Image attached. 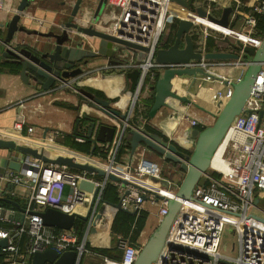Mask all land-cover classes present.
<instances>
[{"label": "built area", "instance_id": "1", "mask_svg": "<svg viewBox=\"0 0 264 264\" xmlns=\"http://www.w3.org/2000/svg\"><path fill=\"white\" fill-rule=\"evenodd\" d=\"M6 4V0H0V10L5 9ZM173 6L172 0H107L110 23L104 30L114 36L148 47L143 63L137 64L135 60L130 59L118 63L107 61L102 66H91L83 74L59 83L56 89L76 90L79 80L91 74L127 72L138 67L143 68V73L153 79L156 74L154 68L202 67L208 72H214L220 67L231 66L245 69L248 66L250 60L243 58L208 60L203 57L201 60L192 59L188 63L156 62L154 56L157 48L161 47L162 36L167 26L176 17ZM262 13H264V0L255 4L251 13L238 18L235 27L230 25L223 27L208 17H200L202 20L209 19L221 26L222 29H219L200 21V18L199 20L194 18L196 24L192 36L196 50L203 55L208 52L207 38L213 35L217 38L221 36L222 39L232 37L244 44L259 46L262 37L257 35L256 24L257 14ZM83 37L89 39L88 36ZM89 40L85 42L86 48L97 50L96 44ZM229 43L231 48L238 47L237 43L231 41ZM240 50L238 54L244 53L242 48ZM236 80L235 78L228 80L227 88L230 92L231 84ZM145 86L147 85H144V88ZM140 95L141 92H137L132 98L125 119L111 118V123L116 126L112 142L97 144L108 150L107 158L58 144L56 140L61 135L58 131L46 133L45 136L38 138L39 142L34 145L50 156H70L76 163L96 166L106 170L108 174L102 176L96 171L90 173L86 170L72 169L66 165L47 163L29 155L22 161L20 171L0 172V196H6L8 189L12 186L25 184L29 187L23 222L15 220L14 225L0 226V239L8 238V245L0 249V254L5 255L0 264H31L35 253L47 249H54L60 254L68 250H76L79 253L76 264H81L84 255L97 252L88 245V238L93 227L107 231L111 238H114L113 248L120 253V258L116 260L97 252L104 264H134L143 241L139 240L140 244H138L130 237L113 234L111 220L114 219L108 221L106 214L100 211L101 206L115 208L103 199L107 185L113 183L117 187L119 202L124 210L137 213L143 209L146 200L159 203L158 222H160L168 213V199L175 197L182 180L178 181L174 176H165L162 164L148 158L143 152L136 163L130 161L124 165L125 172L128 176L150 178L156 184L158 183L157 188L146 190L133 182L125 185L109 177V173L121 176L115 168L118 164H122L118 160V152L128 130H140L143 127L131 122L134 109L140 101ZM190 106L192 105L185 104L187 109ZM263 110L264 65L256 77L244 111L236 117L221 143L224 144L222 155L228 169L221 170L211 164L210 169L204 174V183L196 185L192 197L183 201L167 233L164 248L153 264H264V209L255 202L256 198L264 193V113L262 116L260 114ZM183 117L189 119L191 126L201 125L198 119L190 117L189 110H186ZM14 128L22 131L24 122H17ZM27 132V135L19 134V136L33 141L35 127L28 126ZM0 137L16 141L18 139L11 131L4 129H0ZM77 140L83 141L84 137L79 136ZM53 149L67 153L58 152L53 155L51 153ZM81 180L89 181L98 188L95 199H93V193H88L79 187ZM48 206L66 213L87 215V225L82 239H79L75 226L71 229L47 226L40 215L33 213ZM1 208L2 206H0L1 220L9 221V215H16L14 209L7 210L4 215H1ZM99 214L100 218L95 224ZM225 226L231 227L233 233L237 235L239 245L238 254L235 256L223 253L220 249L221 234Z\"/></svg>", "mask_w": 264, "mask_h": 264}, {"label": "water", "instance_id": "2", "mask_svg": "<svg viewBox=\"0 0 264 264\" xmlns=\"http://www.w3.org/2000/svg\"><path fill=\"white\" fill-rule=\"evenodd\" d=\"M172 1L178 3L183 9H189L188 12L192 16L191 18L179 17L174 41L167 47L157 48L154 56L156 62L161 64L188 63L192 59L201 60L203 57L208 60H239L243 58L241 54L236 52L222 50L208 51L203 55L202 52L196 50L195 40L192 36L196 24L195 15L208 17L223 27H229L233 11L231 6L225 7L222 15L216 17L201 6L197 7L196 10H192L190 8L191 0ZM30 2L31 0H21L13 17L6 23H0V63L6 61L18 64L20 67L18 74L25 83H34L36 88L49 90L59 82H65L70 78L83 74L86 69L91 67L94 60L100 56L110 59L111 63L128 61L130 56H134L137 64L143 63L148 47L114 36L99 26L100 17L107 5V0H98L93 18L82 21L77 19L84 0H75L68 21L64 24L61 32L54 30L41 32L38 29L28 28L24 24L23 15ZM87 20L89 21L86 23ZM19 32L40 35L51 39V41L47 45L30 47L24 40L17 38ZM82 36L91 38L96 44L97 50L86 48L84 41L80 38ZM237 46L244 50V56L250 57V63L244 69L240 78L232 82L229 97L218 102L217 111L212 113L214 121L203 129L194 128L193 136L196 140L191 153H186L175 142H170L162 135L145 127L140 130H128L125 136V140L130 143L132 155L138 147L146 146L160 154L166 161L171 164L176 163L184 170V176L175 197L168 199V213L147 237L134 264H153L158 260L166 243L167 233L172 221L178 214L183 201L192 197L196 185L204 183V174L210 169L212 159L226 132L236 117L244 111L247 100L253 91L256 77L264 65V35L259 46L244 44L240 41H237ZM154 69L158 78L153 80V83L149 86L150 96L153 98L149 108L150 118L156 117L162 108L168 107L170 99L206 110L190 96V91L199 76H209L228 82L226 78L208 72L202 67ZM143 72V68L138 67L119 75L104 76L103 82L87 78L77 83L78 90L84 98L79 110V119L85 116L89 120L86 137L94 142V149L98 143L112 142L116 126L107 122L106 118L125 119L131 104L129 101L126 106L122 107L119 103H115L116 100L114 99L117 98L114 97H119V94L125 89L132 98L135 97L137 92L142 91L144 85L147 84V77H149ZM185 76L191 77V82L187 94H181L175 87L174 81ZM116 85H118L117 90H112L113 92H109V95L99 96L95 92L96 90L99 91L100 88L110 90L111 87ZM86 107L95 108L99 111V114H89L86 112ZM263 113L264 110L260 113L261 116ZM78 127L79 121L73 132L70 133L79 134ZM0 148L12 151L8 163L9 170L20 171L22 161L29 155L47 163L66 165L69 168L86 170L90 173L96 171L102 176L108 174L106 170L96 166L76 163L70 156H50L43 149L17 142L14 139L0 137ZM91 154H93V151ZM109 177L111 180L122 182L125 185L132 183L129 179L114 173H109ZM79 187L88 193H93V199H95L98 188L93 183L81 180ZM158 198L163 197L158 196ZM263 199L264 193L256 198V204H260ZM0 201H6L16 208V215H9V218L23 222L25 209L19 202L6 196H0ZM112 205L115 206L114 209H109L108 206H101L100 208V211L106 214L108 221L114 219L118 210H124L120 202ZM1 210V215H4L6 209L1 208ZM127 211L135 213V211ZM33 213L40 215L45 225L60 229L73 228L77 219L88 220L87 215L66 213L51 206L43 210L33 211ZM99 218L100 214L97 216L95 224ZM111 221L113 222V220ZM7 245L8 238H1L0 249ZM88 245L100 249L111 248V235L107 231L93 227L88 238ZM78 259L79 253L76 250H68L60 254L54 249H47L35 253L31 264H76Z\"/></svg>", "mask_w": 264, "mask_h": 264}, {"label": "crops", "instance_id": "3", "mask_svg": "<svg viewBox=\"0 0 264 264\" xmlns=\"http://www.w3.org/2000/svg\"><path fill=\"white\" fill-rule=\"evenodd\" d=\"M261 0H191L190 8L192 10H196L197 7L201 6L206 9L209 13L216 17H220L223 13V9L225 7L231 6L233 11L230 17V26L235 27L237 24V19L243 17L252 12V8L255 4L259 3ZM21 0H6V7L3 10H0V23L8 22L13 15L15 14L18 5ZM98 0H84L82 7L79 12L78 21H82L84 19L93 18ZM71 0H31L30 5L27 7L23 20L24 24L30 29H38L41 32H47L50 30H54L56 32H61L64 27V24L68 21L70 16V11L72 8ZM174 6L176 8H182L178 3L174 2ZM192 6V7H191ZM107 5L100 17V23L103 22L104 15L109 14V10H107ZM188 12L189 9H183ZM188 18H191V14L188 12ZM198 16V15H197ZM179 17H184L176 12V17L171 22L170 30L164 35V37L169 38L172 36V42L175 39L176 27L178 24ZM200 17V16H198ZM108 19V18H107ZM193 19V18H192ZM175 24L174 30L173 25ZM222 29V28H219ZM258 35V33H257ZM263 37V35H258ZM218 44V50L222 51H231L236 53L241 52L240 47L231 48L229 40L226 38L222 39L220 37L211 36ZM17 38L19 40H24L26 44L30 47H40L41 45H47L51 39L44 38L40 35L36 34H26L23 32H19L17 34ZM85 42L89 40L92 42L91 38L80 37ZM163 39V38H162ZM97 41V40H96ZM171 44V43H170ZM162 47V42H161ZM214 51V50H213ZM1 53V49H0ZM243 59L250 60V58H245L244 53H241ZM130 60H134V56H130ZM107 61L110 62V59L100 56L96 60H94L93 66H102ZM4 62V61H2ZM1 62V63H2ZM0 63V64H1ZM3 65L0 68V129L9 130L14 134L15 138L18 142L26 144V145H36L41 136H45V134H50L54 131H58L61 133L57 138V143L62 144L60 140H62L64 134H70L75 128V122L77 116H79V112L77 110L65 107L60 105L59 103H69L74 106H78V104L84 100L82 98L78 87L76 85V90L67 88V89H56L58 87L57 83L49 90H43L36 88L34 83L27 84L25 83L18 73H13L9 71L7 68L2 69ZM221 74L223 77L225 76L227 80L231 78H235V80L241 76L244 72V68H236L231 66L220 67ZM122 72H105L98 73L93 76H89L91 80H95L98 82L104 81V76L108 75H119ZM185 76L174 81L175 87L181 94H187V88L185 87L191 81V77ZM84 78V79H87ZM83 80V79H82ZM218 80V79H217ZM224 83V87L227 88V83L219 80ZM183 85H181V84ZM177 84V85H176ZM179 85V87H178ZM197 86V85H196ZM112 88V89H111ZM110 90L98 89L104 96L109 92H113L112 90H117L118 85L111 87ZM202 90V89H201ZM200 89L195 90L192 96V99L197 102L200 106L206 108L203 110L202 108H198L196 106H190L189 109L185 107V104H181L175 99L169 100V106L162 108L161 111L158 112L156 117L148 118L141 115L139 118L140 125L143 127L144 124L148 121L154 128L159 130L163 137L170 142H175L181 147V149L192 150L195 144V137L193 136V130L197 126H191L189 119L183 117L186 113V110H189L190 117L198 119L200 124L203 126L210 125L214 121L213 112H216L218 107H214L213 101L211 98L206 97V89L201 91ZM109 95V94H108ZM151 90L150 88L146 90V94L143 95L142 99V110H148V103H144L147 99L151 98ZM117 98V99H114ZM111 98L112 100H116L115 103H119L122 107L126 106V104L132 100V96L127 93L126 89L119 94V97ZM131 98V99H130ZM82 99V100H81ZM186 109V110H185ZM91 109L86 107V112L91 114ZM94 115L99 114V111L94 110ZM107 122H112L111 118H106ZM17 122H24V129L19 131L14 128V125ZM200 125V126H201ZM28 126L35 127V139L33 141L27 140L23 137H20L19 134L27 135ZM131 149V148H130ZM151 150L146 146H140L136 150V152L132 155L131 150L125 155L123 158L122 164H118L115 168V171L119 173L121 176L126 175V178L130 179L136 185H139L141 188L146 190H153L158 187V183L154 182L150 178H140L137 176H128L126 174V170L124 169V165L128 164L130 161L136 163L139 159L142 152L147 156ZM12 151L6 148H0V172H5L9 170V160ZM162 166L164 168V175L172 177L174 176L178 181H180L184 172L181 170L180 166H174L170 162L166 161L163 157ZM168 163V164H167ZM29 187L28 185L22 184L18 186H12L8 189L6 193V197H9L22 206V202L26 203V196L28 194ZM260 191V190H258ZM159 203H152L149 201H145L143 204V209L149 212L148 220L144 230L141 233L140 240H144L147 238V235L150 233L151 229L154 227V223L159 221L158 218V209ZM24 207V206H22ZM4 208V207H2ZM7 210H11L10 208ZM16 210V208L14 209ZM13 219L10 218L9 221L1 220L0 222L9 223L14 225ZM8 225V226H11ZM93 248V247H92ZM118 250H114L112 253L117 255ZM103 260L97 252L84 255L81 260V264H102Z\"/></svg>", "mask_w": 264, "mask_h": 264}, {"label": "trees", "instance_id": "4", "mask_svg": "<svg viewBox=\"0 0 264 264\" xmlns=\"http://www.w3.org/2000/svg\"><path fill=\"white\" fill-rule=\"evenodd\" d=\"M192 7V6H191ZM175 28V24L173 25V30ZM256 30L258 35H264V13L262 14H257V24H256ZM170 43H172V36H169V38L163 37L162 39V47H167L168 45H170ZM206 46L207 49L209 51H213V50H218L220 49L217 42L211 37L209 36L207 38V42H206ZM11 59L13 57H10ZM2 69L7 68L9 71L13 72V73H19V65L13 62H2L0 64V68L1 66ZM151 76L148 77V82L152 81ZM158 78V75L156 74L153 77V80H156ZM150 79V80H149ZM153 83V81L151 82ZM97 95L99 96H103V94L100 91H95ZM153 98H149L146 101H144V103L146 104V102L149 104L148 107L150 106V104L152 103ZM142 102L143 100H140L138 102V104L136 105L135 109H134V113L133 116L131 118V122L133 124H139V118L141 115L145 116L148 118V121L150 119L149 116V108L148 110L143 111L142 110ZM62 106L77 110L79 112L80 110V105L79 106H74L72 104L69 103H59ZM79 121V127H78V132L79 134H64L62 140H60V142L62 143V145L67 146L69 148H73L75 150L81 151V152H85V153H92L94 155H100L103 158H107V152L108 150L99 146H96V148L94 149V142L86 137V133H87V129H88V124H89V120L84 116L82 118L79 119V116H77L76 118V122H75V126L77 125ZM146 122L144 124L145 128H147L148 130L158 133L160 135L161 132L159 130H157L156 128H154L149 122ZM206 126H198L199 129H203ZM84 137L83 141H79L77 140V137ZM163 136V135H162ZM131 146L130 143L128 142V140H125L124 143L121 145L119 152H118V160L122 161L123 158L125 157V155L129 152ZM181 149V147H180ZM183 151H185L186 153H191V150H185V149H181ZM174 166H177L178 164L176 163H172ZM181 168V167H180ZM181 170H183L181 168ZM184 172V170H183ZM103 199L106 202L112 203V204H116L119 202V193L117 191V187L113 184V183H109L104 191L103 194ZM21 202V201H19ZM22 206H25V203L22 202L21 203ZM0 206L7 208V209H15L14 206H12L10 203L6 202V201H0ZM148 216H149V212L142 209L137 213H130L127 210H118L113 223H112V232L113 234H122L125 237H130L131 240L133 242L138 243L140 240V236L142 231L144 230L147 220H148ZM11 225L9 223H3L0 222V226H8ZM87 225V221L83 220V219H77L76 224H75V229L78 233L79 239L81 240L85 231ZM114 239V238H113ZM140 244V243H138ZM94 251L99 252L102 255L105 256H109L112 257L116 260H118L120 258V253L117 252V255H114L112 252L115 250V248H108V249H100V248H93ZM5 255L4 254H0V261L4 260Z\"/></svg>", "mask_w": 264, "mask_h": 264}, {"label": "rangeland", "instance_id": "5", "mask_svg": "<svg viewBox=\"0 0 264 264\" xmlns=\"http://www.w3.org/2000/svg\"><path fill=\"white\" fill-rule=\"evenodd\" d=\"M71 1H72V4L71 5L73 6V3H74L75 0H71ZM103 19H105V20L100 23V26L104 29V28L107 27V25L110 23V21H109V17H107V14L104 15ZM171 25L172 24H169L167 26V29L165 31V34L170 30ZM214 34H216V32H214ZM227 40H229V41H231V42H233L235 44L237 43V40L235 38H232V37L227 38ZM245 58L248 59L250 57L245 56ZM106 60H107V58H106ZM215 70H214L215 72H211V73H213L215 75L220 74L221 69L220 70L215 69ZM93 75H96V74H91L90 76H93ZM221 75L223 77V74H221ZM218 76H220V75H218ZM85 78H87V77H85ZM223 78H226V77L224 76ZM217 79L218 78H212V77H209V76H203V75L202 76H199L198 79H197V81L194 83V86L192 87L190 93H192V96H193V93H194L195 90H198V89L201 90L202 89L201 91H204L206 89V91H207V93L205 94L206 97L209 98V99L211 98V100L213 101L214 107H218V102L219 101H222V100H226L229 97L230 91L228 90V88L224 87V83L223 82H221V81H219V79L218 80ZM81 80H79V81H81ZM152 81H153V79H152ZM152 81H149L148 82V80H147V84L146 85L148 86V85L152 84L151 83ZM190 82L186 83L187 85L185 87L187 89H188V87L190 85ZM147 86H145V88L143 87V90L140 91L141 92V95L139 97L140 100L144 99L142 97H143V95L146 94V87ZM82 98H83V96H82ZM81 102L78 104V106L80 105V107H81ZM89 108L95 110V108H92V107H89ZM94 110H91V114H94L93 113ZM147 157L148 158H151V159H153L155 161H158L159 163L162 162V159H161L162 156L160 154H158L157 152H154L152 150L148 153ZM66 190L67 191L69 190V187L68 186L66 187ZM260 206L264 209V199L261 201ZM259 213L262 214L261 212H259ZM158 223H159L158 221H156L154 223V227L151 229L150 233L154 230V228L158 225ZM150 233L147 235V237L150 235ZM146 239L144 240V242L146 241ZM142 241H143V239H142ZM113 245H114V239L111 238V248L113 247ZM238 245H239L238 238H237V235H235L233 233V229L231 227L225 226L224 229H223V232L221 234V242H220V249H221V251L223 253L231 254V255L235 256V255L238 254ZM102 264H104V263L102 262Z\"/></svg>", "mask_w": 264, "mask_h": 264}, {"label": "bare ground", "instance_id": "6", "mask_svg": "<svg viewBox=\"0 0 264 264\" xmlns=\"http://www.w3.org/2000/svg\"><path fill=\"white\" fill-rule=\"evenodd\" d=\"M174 8V9H173ZM173 10H175L178 14H180V15H182V16H184V17H186V16H188L189 14H188V12H186V11H184L183 10V8H176V6H173ZM195 17V19H198L199 20V18L200 17H198V16H194ZM202 19L200 18V21H201ZM202 21H204L205 23H207L208 25H212V26H214V27H216V28H222L221 26H219V25H216L213 21H211V20H209V19H206V20H202ZM215 72V71H214ZM218 74V73H217ZM218 75H220V76H222L221 75V73L220 74H218ZM217 75V76H218ZM177 85V84H176ZM178 87H179V85H178ZM223 151H224V144H221L220 145V147L217 149V151H216V153H215V155H214V157H213V159H212V164H213V166H215V167H217V168H219V169H221V170H227L228 168H227V165H226V163L224 162V160H223ZM60 153V154H66L67 152L66 151H63V150H56V149H53V150H51V153L53 154V155H56L57 153ZM120 173V172H119ZM121 174V173H120ZM123 177L124 178H126V175H123Z\"/></svg>", "mask_w": 264, "mask_h": 264}, {"label": "flooded vegetation", "instance_id": "7", "mask_svg": "<svg viewBox=\"0 0 264 264\" xmlns=\"http://www.w3.org/2000/svg\"><path fill=\"white\" fill-rule=\"evenodd\" d=\"M164 35H165V33L163 34V36H162V37H164Z\"/></svg>", "mask_w": 264, "mask_h": 264}]
</instances>
